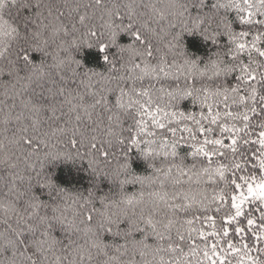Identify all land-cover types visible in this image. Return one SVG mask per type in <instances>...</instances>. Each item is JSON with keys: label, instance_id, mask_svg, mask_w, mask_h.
<instances>
[{"label": "snow or ice", "instance_id": "obj_1", "mask_svg": "<svg viewBox=\"0 0 264 264\" xmlns=\"http://www.w3.org/2000/svg\"><path fill=\"white\" fill-rule=\"evenodd\" d=\"M0 264H264V0H0Z\"/></svg>", "mask_w": 264, "mask_h": 264}, {"label": "trees", "instance_id": "obj_2", "mask_svg": "<svg viewBox=\"0 0 264 264\" xmlns=\"http://www.w3.org/2000/svg\"><path fill=\"white\" fill-rule=\"evenodd\" d=\"M122 39L126 40L127 37H123ZM187 43L191 50L204 55L207 52L206 46L201 42L198 38L195 37H187ZM35 59H39L38 54H34ZM86 62L89 65H94L96 67H102V61L100 60V54L95 50H88L86 53ZM133 168L136 170L138 174H143L147 168L146 163L142 159H134L133 160ZM57 179L59 182L65 184L66 186L74 187L83 191L84 189L88 188L89 185V178L83 172H76L71 166H61L57 172ZM102 191H108V185L105 182L101 185ZM128 192H135L138 190V186L128 185L125 188Z\"/></svg>", "mask_w": 264, "mask_h": 264}]
</instances>
